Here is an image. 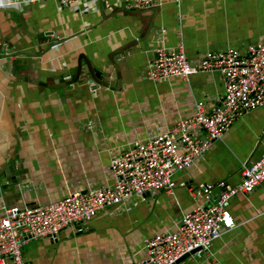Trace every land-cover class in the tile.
<instances>
[{
    "label": "crops",
    "instance_id": "obj_1",
    "mask_svg": "<svg viewBox=\"0 0 264 264\" xmlns=\"http://www.w3.org/2000/svg\"><path fill=\"white\" fill-rule=\"evenodd\" d=\"M105 1V11L56 0L0 8V215L5 208L47 205L70 192L113 185L114 154L193 116L197 101L209 111L221 104L220 72L151 80L148 64L157 48L182 42L197 63L208 51L247 52L264 43V0H158L141 10L126 8L132 0ZM121 46H127L126 56L111 86L104 75H112L109 56ZM93 74L99 75L92 83ZM263 154L264 105L176 172L172 192L135 195L122 207L103 209L82 233L70 226L56 239L29 238L22 246L25 260L137 262L146 255V238L176 230L185 213L213 202L194 197L190 186L238 184L243 165ZM11 164L18 181L12 185ZM230 208L235 226L223 230L210 254L187 264H264V183L234 196Z\"/></svg>",
    "mask_w": 264,
    "mask_h": 264
},
{
    "label": "built area",
    "instance_id": "obj_2",
    "mask_svg": "<svg viewBox=\"0 0 264 264\" xmlns=\"http://www.w3.org/2000/svg\"><path fill=\"white\" fill-rule=\"evenodd\" d=\"M47 0H0V8L20 9L25 5ZM62 6L75 9H97L98 0H56ZM158 0H132L128 10L155 7ZM100 8V7H99ZM0 48H5L0 39ZM200 72H220L224 77V95L219 106L207 110L204 101L196 103V113L182 118L168 130L137 139L111 158L115 183L111 186L88 187L85 191L66 194L47 205L14 206L0 215V264H28L22 246L29 238L56 239L72 226L85 232L92 219L103 209L126 205L135 195L149 192H172L174 175L192 166L213 143L223 137L243 115L264 105V43L251 44L247 52L236 48L208 51L197 63L189 59L185 46L156 49L149 61L147 76L154 82L172 77L188 79ZM89 128L92 127L90 123ZM205 132V136L201 133ZM238 184L227 181L190 186L191 194L210 201L213 191L221 188L217 201L199 203L185 213L176 230L160 232L144 241L146 255L128 264H187L190 258H200L212 251L213 243L225 229L235 226L230 208L239 193L248 194L264 183V154L242 167ZM189 256L178 262L185 254Z\"/></svg>",
    "mask_w": 264,
    "mask_h": 264
},
{
    "label": "water",
    "instance_id": "obj_3",
    "mask_svg": "<svg viewBox=\"0 0 264 264\" xmlns=\"http://www.w3.org/2000/svg\"><path fill=\"white\" fill-rule=\"evenodd\" d=\"M100 7L105 11L107 10V5H106V1L105 0H101L100 1ZM107 14V12H106ZM127 48V46H121L119 47L117 50H115V52L112 53V55L109 56V59H110V62L112 64V67H113V71H112V75L110 76H106L104 75V78L107 79L110 83L111 86H114L115 85V78L116 76H118L120 78V75H121V65L123 64L124 62V56H126V52L122 55L123 51H125V49ZM14 71H15V67H16V62L14 61ZM115 71V72H114ZM97 75L99 74H93V77L90 82H94L96 79H97ZM102 75V74H101ZM19 77L23 78L22 75H19ZM29 80V79H27ZM58 80H60L58 78ZM61 82H63V80H60ZM7 175H8V183L10 185L12 184H17L18 181H17V177L15 176V168H14V165L11 164L10 167H9V171H7ZM220 191H221V188H216L214 189L213 191V202L215 203L220 195ZM146 194H150L149 192H147ZM189 256V253L188 254H185L183 257H181L178 262L186 259L187 257Z\"/></svg>",
    "mask_w": 264,
    "mask_h": 264
}]
</instances>
